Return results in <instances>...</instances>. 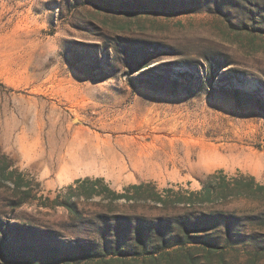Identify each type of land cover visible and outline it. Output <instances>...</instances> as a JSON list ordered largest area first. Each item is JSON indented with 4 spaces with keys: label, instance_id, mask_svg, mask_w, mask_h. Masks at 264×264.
<instances>
[{
    "label": "rangeland",
    "instance_id": "374dc122",
    "mask_svg": "<svg viewBox=\"0 0 264 264\" xmlns=\"http://www.w3.org/2000/svg\"><path fill=\"white\" fill-rule=\"evenodd\" d=\"M108 146L162 158L119 171ZM247 154L264 156V0H0V169L32 180L24 195L0 179V264H264V191L179 204L224 181L264 185ZM87 178L102 180L91 197L75 185ZM209 213L241 241L225 263L190 244L120 246L121 228Z\"/></svg>",
    "mask_w": 264,
    "mask_h": 264
},
{
    "label": "trees",
    "instance_id": "16d2710c",
    "mask_svg": "<svg viewBox=\"0 0 264 264\" xmlns=\"http://www.w3.org/2000/svg\"><path fill=\"white\" fill-rule=\"evenodd\" d=\"M220 172L222 173L223 171ZM27 177L28 175L19 172L18 169L9 164L4 165L0 169V179L9 182V184H12L14 192L19 190L20 188L24 189L22 193L24 195L32 193V180L27 179ZM252 181L253 182L251 184L243 185L240 180L233 179V184H229L224 181L223 184H220L217 187L204 186L201 191L189 192L187 197L182 199V201H179V204H184L189 208L195 206L201 207L205 204L213 203L214 195L223 196L224 193L228 192V190L233 193L237 192L235 194L237 196H244L248 198L253 196L252 193H254V191L256 190L264 191V185H255L254 180ZM101 182V179H95L93 181L87 178L84 180H77L75 182V185H77V190L81 193V195L91 197L99 193L96 191L95 186L99 185ZM253 184L255 185V187ZM144 187V185H133L130 189L133 190L136 194H140V190ZM69 189L73 190V186H70ZM105 190L111 192L115 200L124 199L126 201H131L132 199H134V195H128L127 193L118 194L115 191H111L109 188H106ZM158 201L163 204L166 203V199L162 197H159ZM65 207L72 211L74 205L67 204L65 205ZM216 214V216L212 213L203 214V216L198 218V220L194 223L191 221H173L164 223L165 227L163 228L168 229H147L143 226H130L121 228L119 234L122 240L126 238V235L130 236V238H127V240L121 243L120 246L122 248L123 246H125L126 248H128V250L138 248L139 246V248L147 249L148 241L152 242L156 240L157 247H155L156 249L152 250L150 254L155 255L158 253H163L169 256L177 253L184 246L190 244L194 245L195 248H200L201 250H203L208 260L211 261L213 256L218 255L221 257V262L225 263L223 254H225V252L230 249H235L236 245L240 244L241 241H232L236 239H234L235 233L232 232V227L234 224L232 222L233 219L231 218V216L225 215L224 213ZM255 219L264 224V213H262ZM179 232L184 233L185 239L180 236L181 234ZM197 233L200 235H197ZM153 234L157 236L156 239L155 237H153ZM170 234H172L173 237H170ZM122 248L119 247L117 249V253L127 254V251ZM154 258V260H156L155 256ZM190 262L191 264H198L197 262L192 260Z\"/></svg>",
    "mask_w": 264,
    "mask_h": 264
},
{
    "label": "bare ground",
    "instance_id": "6f19581e",
    "mask_svg": "<svg viewBox=\"0 0 264 264\" xmlns=\"http://www.w3.org/2000/svg\"><path fill=\"white\" fill-rule=\"evenodd\" d=\"M21 131V130H20ZM115 140V139H114ZM99 143V142H98ZM107 143V142H106ZM121 144H123L121 142ZM120 144V145H121ZM140 144V143H139ZM144 144V143H143ZM98 146V145H97ZM128 147V146H127ZM102 149V147H99ZM148 149V148H147ZM146 149V150H147ZM72 150V149H71ZM141 150V149H139ZM152 150V149H151ZM149 151V150H147ZM154 151V150H153ZM69 152V151H68ZM139 152V151H138ZM137 152V153H138ZM163 152V151H162ZM71 154V153H70ZM78 154V153H77ZM100 154L104 157V161L110 166L117 168L119 171L126 170L128 168L134 169L135 171H141V169L145 167H149L153 165V160H158L162 158L160 155H156V153H144L134 156L132 154H127L125 152L119 153V151L115 150L113 147L108 146L106 150H100ZM163 154V153H162ZM169 155V154H167ZM244 155V154H243ZM248 155V154H247ZM250 155V156H249ZM244 158V162L246 167L250 170L257 171L260 169H264V156H259L257 154H249ZM65 157L67 155H64ZM48 157V156H47ZM63 157V156H62ZM61 157V158H62ZM64 157V158H65ZM59 158V159H61ZM84 159V158H83ZM87 159V158H86ZM164 159V157H163ZM241 159V157H240ZM243 159V157H242ZM64 159H61V161ZM68 160V159H67ZM71 160V159H70ZM74 160V159H73ZM72 160V161H73ZM49 161V160H48ZM47 161V162H48ZM60 161V160H59ZM160 161V160H159ZM50 162V161H49ZM54 162V161H53ZM63 162V161H62ZM64 163V162H63ZM161 163V162H160ZM244 164V163H243ZM159 172V171H158ZM262 172V171H261ZM139 175V174H138ZM151 175V174H149ZM148 175V177H149ZM131 175H129L130 177ZM142 176V175H141Z\"/></svg>",
    "mask_w": 264,
    "mask_h": 264
}]
</instances>
